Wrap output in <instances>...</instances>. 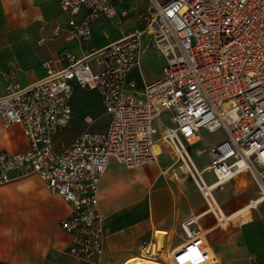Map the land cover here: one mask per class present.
I'll return each mask as SVG.
<instances>
[{
  "label": "built area",
  "instance_id": "2783aa9c",
  "mask_svg": "<svg viewBox=\"0 0 264 264\" xmlns=\"http://www.w3.org/2000/svg\"><path fill=\"white\" fill-rule=\"evenodd\" d=\"M58 0L68 16L57 37L83 49L93 40L99 17L117 26L131 21L129 32L109 45L78 58L64 51L66 65L44 63L46 75L27 87L9 84L0 96L4 128L20 125L28 150L0 151V187L36 174L50 192L72 207L62 221L70 236L67 256L100 264L104 254V219L99 213L100 184L114 159L128 169L158 161V146L167 145L197 183L219 226L230 216L212 211V196L240 177L252 178L259 197L250 210L264 205V0ZM109 38L107 32L102 35ZM165 58L162 78L145 82L141 66L146 49ZM92 62L95 64L93 65ZM138 71L140 89L132 74ZM77 89L97 93L105 115V131L93 130L96 120L83 119L85 129L71 144L55 145L74 116ZM170 114L173 126L157 138L155 121ZM224 131L209 152V165L199 170L189 146L201 131ZM210 172L213 182L204 175ZM182 223L187 242L169 255L172 264H218L206 235ZM161 239L142 241L143 252L158 261Z\"/></svg>",
  "mask_w": 264,
  "mask_h": 264
},
{
  "label": "crops",
  "instance_id": "0c3cea01",
  "mask_svg": "<svg viewBox=\"0 0 264 264\" xmlns=\"http://www.w3.org/2000/svg\"><path fill=\"white\" fill-rule=\"evenodd\" d=\"M63 15L64 23L57 28L67 27L68 16ZM98 29L94 24L93 40ZM102 32L100 30L99 36L104 41ZM57 39L61 40L62 47H58V42L51 43L55 50L50 57L38 63L35 72L30 71L32 64L25 68L15 63L9 84L20 87L32 85L46 75V61L53 60L58 68H62L67 64L63 59L65 50L69 49L78 58H83L84 50H88L86 47L89 44L81 49L67 42L64 35ZM116 40L109 39L97 49ZM2 72L0 67V96L5 95L9 85ZM162 76L163 71L158 76L143 79L150 83ZM131 78L138 82L141 89L139 72L135 71ZM63 132L55 136L56 146L73 142H66ZM28 148L22 126L6 129L0 120V151L14 154ZM158 153L157 162L136 169H128L114 159L109 161L100 184L98 205L104 219V254L100 264H129L134 258H153L143 252L141 243L156 239L162 240L160 247L162 244L164 252L170 255L187 242L185 235L186 240L176 244L174 236L177 231L184 233L182 223L190 219L195 220L194 227L205 233L206 242L217 256L218 264H264L262 205L247 213V218H252L249 222L236 221L241 218L238 217L230 219L227 226H219L195 180L182 165L176 164L173 151L163 144L158 146ZM230 186L220 191L223 197L233 189ZM232 201L224 208L218 203L226 216H232L242 209L239 208L243 203L241 200L238 199L236 204H232ZM71 213V205L61 196L50 192L36 174L16 178L0 187V264H88L75 261L65 253L70 236L63 231L61 223Z\"/></svg>",
  "mask_w": 264,
  "mask_h": 264
},
{
  "label": "rangeland",
  "instance_id": "374dc122",
  "mask_svg": "<svg viewBox=\"0 0 264 264\" xmlns=\"http://www.w3.org/2000/svg\"><path fill=\"white\" fill-rule=\"evenodd\" d=\"M148 7L149 1L142 0L140 5L142 13L146 12ZM64 20L65 17L57 0H0V67L3 71L2 76L7 78L8 84L12 79L10 74L15 63L25 68L32 64L30 71L35 72L38 63L50 57L55 50L50 46L51 43L58 42V47H62L61 40H58L54 33L57 27L64 23ZM95 25L99 29L96 30L95 39L89 42L88 47H86L89 51L105 45L109 39L113 41L125 35L130 31L132 22L126 21L122 26H117L115 22L99 17ZM100 30L107 32L109 38L105 39L102 36L105 40H100ZM92 64L95 63L92 62ZM165 65L166 60L164 57L152 48L146 49L141 69L143 78L148 79L158 76L162 73ZM73 105L74 118L69 127L62 133L66 142L71 143L74 141L85 129L83 122L85 116H91L96 120L94 131H105L107 116L103 111L97 93L78 89L74 95ZM155 126L158 130L157 138H160L168 127L173 126L171 115L168 113L163 114L155 121ZM201 135L202 140L193 146H189L191 157L199 170L209 165V152L223 138L224 131L221 129L214 133H208L203 130ZM179 165H182V163ZM204 179L207 184L213 182V176L210 172L205 173ZM228 185H231L230 187L233 189L229 190L226 197H223L220 191ZM258 191L257 184L252 178H248L246 184L239 178L219 189L215 193V198L223 208L232 200V204H236L239 199L243 202L239 206L241 208L244 204V206L249 204L252 198H258L260 195V191ZM260 208H264V205ZM245 215V217L242 215L236 221L243 222L244 219V222L251 221V218H247V214ZM174 238L176 244L186 240L182 231H177ZM162 254L163 256L157 262L172 264L164 250ZM148 259L154 260L153 258Z\"/></svg>",
  "mask_w": 264,
  "mask_h": 264
},
{
  "label": "bare ground",
  "instance_id": "6f19581e",
  "mask_svg": "<svg viewBox=\"0 0 264 264\" xmlns=\"http://www.w3.org/2000/svg\"><path fill=\"white\" fill-rule=\"evenodd\" d=\"M201 139H198V141L197 142H199ZM196 142V143H197ZM195 143V144H196ZM248 176H243V177H240V179L244 182V184H246L247 183V181H248ZM243 186H245V185H243ZM259 192V191H258ZM211 196H212V198H213V200L214 201H211V205H212V211H215V209L216 208H218L219 206H218V203H217V201H216V199H215V197H214V195L213 194H211V193H209ZM250 206L251 205H249V204H247L246 206H242L241 208V210H239L237 213H235V214H233L232 216H230V218L231 219H237L238 217H241L242 215L244 216L245 214H247L248 213V211L250 210ZM220 208V207H219ZM236 212V211H235ZM246 216V215H245ZM244 216V217H245ZM247 216H248V214H247ZM245 220V219H244ZM244 220H243V222H244ZM251 220H252V218H251ZM249 222V221H248ZM246 223V222H245ZM160 249L161 250H163V245L161 244V247H160ZM168 256H169V254H168ZM129 264H163V263H159V262H156V261H153V260H150V259H146V258H142V257H138V258H134V259H132V260H130L129 261Z\"/></svg>",
  "mask_w": 264,
  "mask_h": 264
},
{
  "label": "trees",
  "instance_id": "16d2710c",
  "mask_svg": "<svg viewBox=\"0 0 264 264\" xmlns=\"http://www.w3.org/2000/svg\"><path fill=\"white\" fill-rule=\"evenodd\" d=\"M77 90H78V89H77ZM77 90H76V91H77ZM84 91H85V90H84ZM75 93H76V92H75ZM100 103H101V102H100ZM101 106H102V105H101ZM73 109H74V105H73ZM74 111H75V110H74ZM103 111H104V110H103ZM85 117H86V116H85ZM85 117H84V118H85Z\"/></svg>",
  "mask_w": 264,
  "mask_h": 264
}]
</instances>
